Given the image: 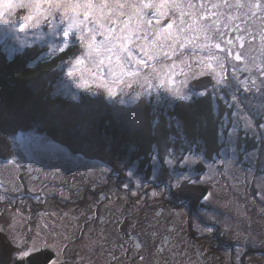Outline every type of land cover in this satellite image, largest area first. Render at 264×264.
Instances as JSON below:
<instances>
[{
	"label": "snow or ice",
	"instance_id": "snow-or-ice-1",
	"mask_svg": "<svg viewBox=\"0 0 264 264\" xmlns=\"http://www.w3.org/2000/svg\"><path fill=\"white\" fill-rule=\"evenodd\" d=\"M221 6L233 7L228 0H223V5H212L213 8ZM235 7L242 8L245 5L242 0H236ZM248 7H260V0H256L255 5L249 4ZM195 8L192 0H0V32L3 33L5 53L9 56L46 44L47 52L44 55L50 58L78 43L79 51L74 52L67 61H61L64 80L70 82L78 91L92 96L103 92L105 99L112 102H116L118 97L120 105L134 111L132 106L138 104L142 98L151 101L154 96L157 104L190 100L194 89L189 80L206 74L203 70L193 74L192 62L195 61L199 66L206 61L209 69H213L214 63L223 68V62L232 56L233 41L224 40L219 20L212 18L216 14L197 12ZM200 8H205V4L201 3ZM21 11L26 14L19 15ZM232 19L233 17L229 16V20ZM165 20L166 22L162 23ZM9 39L12 44L8 43ZM237 39L242 40V37ZM225 45L230 47L226 48ZM225 52L226 56L220 55ZM261 53L264 54V36H261ZM234 59L241 61L244 57L237 52ZM256 67L259 71V83L258 77L252 76L250 85L247 78L241 80L240 84L245 92H253V98H264V61ZM239 71L251 74L252 69L245 64ZM233 76L236 77L235 68ZM222 79H217L216 84L219 85ZM64 94L70 96L73 101L79 100L78 94L73 93L67 83L64 85ZM205 94L206 90L199 92V95ZM233 101L239 109L240 102L236 95H233ZM236 114L233 113L234 116ZM125 118H129V115L125 114ZM158 123V120L153 121L154 126ZM251 123L250 119L245 118V128L250 127ZM260 127L264 128V124ZM232 131H229V136ZM12 139L24 150L23 156L28 158H32L33 153L37 152L64 161L73 159L72 154L61 143L47 137L20 132L14 133ZM181 156L182 158L176 156L175 148L165 149L163 165L168 166V176L166 180L159 181L160 191L153 189L151 196H161L167 192L168 198L171 199L172 190L175 189L177 198L180 199L184 193L195 192L211 180L218 172V166L227 168L233 163L231 160L220 159L209 162L207 157L202 153L197 154L191 147L187 153L182 149ZM19 158H22L21 154L16 153L3 161L0 167H10L18 171L21 167ZM151 160L153 174L150 179L156 182L162 167L159 153L152 155ZM198 162H203L207 171L198 173L195 167ZM177 164L186 171H177ZM99 167L102 172L111 171L103 164ZM126 176L129 180L135 179L137 188L144 185L135 168H128ZM123 187L128 189L129 184L125 183ZM132 194L136 195L137 192L133 191ZM198 195L204 205L208 203L212 193L200 192ZM3 199L4 197L0 196V200ZM180 203L184 204L183 199H180ZM200 211L213 223L196 225L198 233H212L214 213L206 208H201ZM171 214L179 218L182 211L172 209ZM14 225L15 220L9 225L10 233ZM0 231L5 229L0 227ZM151 235L155 237L157 233L153 231ZM10 239L17 249L13 253L15 258H27L41 250L37 247L35 239L31 246L27 241L20 239L18 233L10 235ZM63 239L66 246L69 237L65 236ZM92 243L95 244L96 241ZM161 245L171 252V264H193L191 260H177V257L187 253L176 250L180 245L170 244L168 237L162 238ZM161 245L156 246V255L163 251ZM51 247L57 255L60 254L55 244ZM135 247L139 249L140 245L136 244ZM122 251L126 253L127 250ZM111 259L118 258L111 256ZM77 261L78 264H83L84 258L78 257ZM144 261L145 257L140 255V264H144ZM48 264L57 262L52 259ZM152 264H160V261L154 260ZM163 264H169V261L165 260Z\"/></svg>",
	"mask_w": 264,
	"mask_h": 264
},
{
	"label": "rangeland",
	"instance_id": "rangeland-1",
	"mask_svg": "<svg viewBox=\"0 0 264 264\" xmlns=\"http://www.w3.org/2000/svg\"><path fill=\"white\" fill-rule=\"evenodd\" d=\"M25 14L26 12L24 11L19 13V15ZM8 43L12 44L13 42L9 39ZM37 46L44 48L40 57H47L44 55L47 52V45ZM0 47L2 49L4 48L2 32H0ZM78 51L79 50H76L74 52ZM72 54L70 56H72ZM70 56L66 57L67 59L65 58L66 60L64 61H67ZM59 72L60 75L55 83L54 91L71 99L70 96L64 94V85L67 83L71 91L80 96L83 91H78L70 82L64 80V72L61 70V64L59 66ZM99 94H102L105 99L103 92ZM106 101L108 100L106 99ZM116 102H118V97ZM163 104H165V102H163ZM234 112L237 114L233 116L232 122L238 123L240 127H245V118H247V115L238 108ZM92 116L93 115L90 117ZM254 116L258 117L259 120L258 122L256 120V123L254 119L247 118L252 122L251 126L248 127L249 136L256 141L260 140L261 145L243 150L242 154L239 148L232 145L220 150L219 152L221 153L215 157V159L225 161L231 160L233 163L227 168L222 165L218 166V172L213 175V178L205 185L201 186L204 187V191L207 189V192L211 191L212 193L206 205L209 207L213 206L211 212L214 213V230L216 235H221L222 238L226 240L234 241L232 245L234 255L237 253L242 255L240 248L245 247L247 249L259 247L264 241V128L260 127V125L264 124V111H260L258 114L254 113ZM260 118L263 120L261 121ZM81 130H86V127L84 126L76 129V131L82 132ZM35 136L46 137L42 134H35ZM48 139L52 140L50 138ZM10 140L13 141L11 136ZM13 147L14 154L20 153L22 156V158L18 159V163H20L21 167L18 171L10 167H0V196L4 197L3 200H0V227L5 229V231L1 232L8 237L11 245L15 249L16 246L12 243L10 235L18 233L19 238L27 241L29 246H31L32 241L35 239L37 241V247L41 250H50L52 253L50 260L55 259L57 264H78V257L84 258L83 264H140L139 257L137 259L132 256L124 258L117 257L116 252L118 246L114 247L113 245H116L117 241L122 239L127 230L142 236L143 229L145 226H148L147 222H149L153 216V212H150V210L162 205L163 203L161 201H156L155 197L152 196L153 200L150 207H145L144 209L140 206L142 204L135 203L136 200L143 202L141 197H130L127 195L128 198L122 197L120 205L112 208L113 217L110 218L111 223L109 225H106L109 220L105 222L96 220L92 224V229L87 230L86 223L82 221L78 223L79 218L76 219L73 217L72 219H67V217L61 214L65 211L69 212V210L71 212L75 210L76 207L69 209V206H65L59 210L55 206L57 204L60 206L58 208L63 206L59 200L61 196L67 195L63 187H65V183H67L72 176V168L75 170L92 169L90 173H105L102 172L99 167L100 164H105L101 161H94L93 159L91 160L90 158L71 153L68 149L66 150L73 156L71 161H64L37 152L33 153L32 158H28L23 156L24 150L16 145L14 141ZM190 147L194 149L197 154L201 153L199 148H195L194 146ZM190 147L186 146L184 153H187ZM238 154L241 159L237 158ZM13 155L9 158L13 157ZM176 156L182 158L181 153L176 154ZM9 158H0V164ZM26 159L29 161L28 164L33 165L31 171H27V167L23 168ZM200 164H202L205 169L201 170L196 165L195 167L198 173L207 171L204 163L200 162ZM176 166L180 167L179 164ZM128 168H135L136 174L138 173L137 165L134 163L131 165L127 164L120 172L121 174H119L121 183L135 185V179L129 180L126 176ZM182 171H186V169ZM65 173L66 175L62 176V174ZM158 178L161 179L160 176ZM198 178L199 174H197V179ZM139 190H141V188ZM146 192L148 196H151L150 189H147ZM125 193L126 191L122 189L120 195L124 196ZM72 197L80 198V194L77 196L72 195ZM193 198L195 197L193 196ZM193 198L190 199L193 201ZM89 201L90 199H86L85 202ZM109 207L110 205L106 203V207L102 208L100 213L104 214L105 211L109 210L108 214L110 215ZM207 210L210 212L209 209ZM59 214H61V217L57 218ZM195 216L197 215L191 217L192 220ZM197 218L196 225H201L199 220L209 222L208 225L213 223L201 213L199 208ZM14 220L15 225L10 233L8 228L9 225L13 224ZM167 223L173 224L172 221L167 220L164 223V230L168 229L166 228ZM62 229H66L65 236L69 237L66 242L68 245H70V243L71 245H73V243L82 244L81 240H85L89 243L96 241L95 244L92 243L93 250L86 245L87 249L82 251L77 250L74 252L72 246L66 251L65 247L62 246V242H65L63 239L65 236H61L64 233ZM184 229H186L185 225ZM210 234L211 233H205L203 241V237H196V235L192 236L190 232L186 230L181 237H178L176 245L178 244L180 247L176 250L181 253L186 252L187 254L177 257V260H191L193 264H231V262L228 261L229 257L227 258L229 252L228 248H210L208 246ZM109 239L112 241L111 245L113 246L110 250L111 253H107L106 249H103L104 245L108 244ZM104 240L105 243H103ZM53 244L60 250L59 255L53 251L51 247ZM44 245H48V247H44ZM229 248H231V245ZM145 253L147 259L145 258L144 264H152L153 258L156 257V249L152 247L148 248ZM165 253L168 255L165 260H168L169 264H171V252L166 249ZM111 256H115L118 259L112 260ZM15 259L16 261L20 260L21 264H26L25 258ZM146 260H151V262H146ZM160 260V264H163L165 261L164 258ZM243 260L245 264L246 262L247 264H264V256L255 251L250 252L248 250V257L244 256Z\"/></svg>",
	"mask_w": 264,
	"mask_h": 264
},
{
	"label": "trees",
	"instance_id": "trees-1",
	"mask_svg": "<svg viewBox=\"0 0 264 264\" xmlns=\"http://www.w3.org/2000/svg\"><path fill=\"white\" fill-rule=\"evenodd\" d=\"M3 49L0 47L2 159L14 154L10 136L35 132L61 143L71 153L103 162L119 174L127 164L134 163L141 170L149 165L153 154L161 156L163 150L171 145L164 141L167 131H172V128L165 127V123L174 120L181 125L187 138L202 141L196 147L208 158L214 157L221 149L215 142L217 122L212 108L218 106L222 111L226 107L210 93L192 101L174 100L159 105L142 98L132 106L134 111L118 102L106 101L102 94L93 97L83 92L79 100L73 101L54 91L61 61L72 54L71 49L50 58L40 57L44 48L39 46L13 56L7 55ZM125 114L129 118L126 119ZM157 120L159 123L154 126L153 121ZM84 126L86 130L76 131ZM260 145L261 141H251L247 149ZM200 192H204L203 187L195 192H186L185 197L199 198ZM193 201L190 200V205ZM15 250L8 237L0 231V264H21L13 255ZM31 255L25 258L26 264H47L52 253L42 249ZM237 262L232 258L231 264Z\"/></svg>",
	"mask_w": 264,
	"mask_h": 264
},
{
	"label": "flooded vegetation",
	"instance_id": "flooded-vegetation-1",
	"mask_svg": "<svg viewBox=\"0 0 264 264\" xmlns=\"http://www.w3.org/2000/svg\"><path fill=\"white\" fill-rule=\"evenodd\" d=\"M192 3L196 5L195 11L197 12H206L209 15H211L212 13L216 14L212 18L219 20V27L221 32H223L224 40L231 39L233 41L234 47H232L231 49L232 56L228 57L227 60L223 62V68L214 63L213 71V69H209L207 67L206 61L199 66L196 65L195 61L192 62L193 74L199 73L202 70L205 71L206 74L203 76H199L198 79L189 80V83L194 89V93L191 99L188 101H192L193 99L202 96L199 95V92L204 90H206V93L212 94L215 99L218 98L219 100H221L223 106H225L226 109L221 111L218 106L212 108L213 115L217 122L215 125V142L221 146L220 150L232 145L236 148H239L242 154L243 150H248L247 147L249 145V142H254L256 140L249 136L248 128L240 127L238 123L232 122L234 116L233 113L237 109L236 102L233 101V95H236L239 98V109L247 115V118L254 119V122L256 123L258 117H255L254 113L258 114V112L264 111V107H261V105H264V98H253V92H245L243 85L240 84V81L247 78L250 85L251 77L256 76L258 77L257 83H259V71L256 65L264 61V54L261 53V36H264V0H260V7L258 8L248 7L249 4L255 5L256 0H242V3L245 5V7L242 8L235 7L236 0H228V3L233 5V7L231 8L225 6L216 8L212 7L213 4L223 5V0H192ZM201 3L205 4V8H200ZM229 16L233 17V19L229 20ZM164 22H166V20L162 21V23ZM225 25H227V27H225ZM237 37H242V40H238ZM241 44H243V47H241ZM225 47L227 48L230 46L225 45ZM68 49H71L72 53H74V51L79 50V44L77 43L75 45H71ZM237 52H240L243 55V60L237 61L234 59ZM205 55L207 54L205 53ZM220 55L226 56V52L220 53ZM245 64H247V66L252 69L251 74L247 71H239V69L244 67ZM234 68L236 69V77L233 76ZM221 78H223L222 82L217 85L216 80ZM262 91H264V88H262ZM151 102L157 104L154 96L151 98ZM161 104H163V102ZM165 127L168 129L172 128V131H167V139H165L164 141H168L171 144L168 145L167 148H175L176 154H180L182 149L184 152L186 146L196 147L198 144H202V141L199 138H187L183 133L181 125L175 120L165 123ZM230 130H233L231 136H229ZM34 133L30 134L37 135V133ZM219 151L216 155H214V157L211 158H208L203 153V151H201V153L205 157H207L209 161L212 162L215 157H217L221 153ZM164 154L165 150H163V153L160 156V165L162 167L160 168L161 175L159 176L161 177V179L158 178L156 182L151 181L150 178L153 174V162L150 159L149 165H146L143 168L144 170L138 169L137 175L144 181V185L139 188H137L136 184H129V188L125 189L123 187L124 184L121 183V179L119 177L120 175L117 170L106 164L105 165L109 169H111V171L105 173H90L92 169L75 170L72 168V176L69 181L65 183V187H63V190L67 193V195L63 194L65 196H61L59 200V202H61L63 206L61 208H58L60 206L57 204L55 207L59 210H61L65 206H69V209H73V207H76V209L71 212L69 210V212L65 211L61 214L62 216L67 217V219H72L73 217L76 219L79 218L78 223L80 221L86 223L87 230L92 229V224L96 220H100L102 222L109 220L106 224L109 225L111 223L110 218L113 217L112 208L120 205L122 197H141L143 199V202L136 200L135 203L142 204L140 206H142L144 209L145 207H150L153 197L148 196L146 190L150 189V192H152L153 189H156V191L159 192V181L166 180L168 176V166L163 165ZM237 158L241 159V157L238 155ZM93 160L98 161L96 159ZM28 162L29 161L26 159L23 164V168L27 167V171H29V168L32 169L33 167V165L28 164ZM198 163L200 164V162ZM175 167L177 171L183 170L180 167ZM199 168L201 170L205 169L203 168L202 164L199 166ZM64 175H66V173L62 174V176ZM140 188L141 190H139ZM122 189L126 191L124 196L120 195ZM133 191H136L137 194L133 195ZM204 192H207V189ZM78 194H80V198L76 197V199L72 197V195L77 196ZM185 194L186 193H184L180 197V199H183L184 201L183 205L180 203V199L177 198L178 193L175 189L172 190L171 199L168 198L169 194L167 192H165L161 196H156V201L159 200L163 204L158 206L157 208H153V210H150V212H153V216L151 217V220L147 222L148 226H145V228L143 229V235L140 236V234L137 235L127 230L122 239L118 240L116 245H113L114 247L118 246L116 256L120 258L132 256L136 257V259L140 255L145 256V252L148 250V248L152 247L156 249L157 245H161V240L164 237L169 238L170 244L176 245L178 237H181L186 232V230H188L192 236L196 235V237H203L205 234H199L195 227V225L197 224L196 221L198 220V208L201 209V207H205L211 212L213 210V206L209 207L206 204L202 205L200 199L196 197L193 198V196L192 198L194 199V203L190 205L191 199H186ZM86 199H90V201L85 202ZM106 203L110 205V215L108 214L109 210L105 211L104 214L100 213L101 209L106 207ZM172 209L182 211V216L178 218L172 215ZM61 214H59L57 218H60ZM193 215L197 216H195V218L192 220L191 217ZM167 220L172 221L173 224L167 223L166 228L168 229L164 230V223ZM199 222H201L202 226L209 224V222L204 220H199ZM184 225L186 229H184ZM169 229L172 230L170 231ZM62 231L64 233L61 236H65L66 229H62ZM153 231L157 233L155 237L151 235ZM209 238L210 240L208 242V246L210 248H228L229 252L227 258L229 257L228 261L230 262L232 261V258H234L236 261H238L237 264H245L243 258L244 256L248 257V250L250 252H258V254L260 253L264 256V241L259 247H252L247 249L245 247L240 248V252L242 253V255L240 253L234 255L232 251V241L222 238L221 235H216L215 230L210 234ZM81 241L82 244L73 243V245H71L70 243V245H68V243H66V246L65 242H62V246L65 247L66 251L71 246L74 249V252H76L77 250L82 251L84 249H87L86 245L93 250L92 243L86 242L85 240ZM103 243H105V240ZM111 243L112 241L109 239L108 244H105L103 247V249H106L107 253H111L110 250L113 248ZM136 244L140 245L139 249L135 247ZM230 245L231 248H229ZM161 247L163 248V251H161L159 255H156V257L153 258L152 261L159 260L161 262V258H164L165 260L168 256L165 253L166 249L168 248L164 247L163 245H161ZM122 249L127 250L126 253L122 251ZM145 258L147 259V255L145 256ZM146 262H151V260H146Z\"/></svg>",
	"mask_w": 264,
	"mask_h": 264
},
{
	"label": "bare ground",
	"instance_id": "bare-ground-1",
	"mask_svg": "<svg viewBox=\"0 0 264 264\" xmlns=\"http://www.w3.org/2000/svg\"><path fill=\"white\" fill-rule=\"evenodd\" d=\"M54 238V237H53Z\"/></svg>",
	"mask_w": 264,
	"mask_h": 264
}]
</instances>
